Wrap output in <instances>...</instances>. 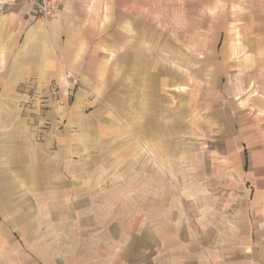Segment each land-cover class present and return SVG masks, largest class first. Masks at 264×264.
<instances>
[{"label": "crops", "instance_id": "0c3cea01", "mask_svg": "<svg viewBox=\"0 0 264 264\" xmlns=\"http://www.w3.org/2000/svg\"><path fill=\"white\" fill-rule=\"evenodd\" d=\"M150 4L0 0V264H94L95 228L264 264V0Z\"/></svg>", "mask_w": 264, "mask_h": 264}, {"label": "rangeland", "instance_id": "374dc122", "mask_svg": "<svg viewBox=\"0 0 264 264\" xmlns=\"http://www.w3.org/2000/svg\"><path fill=\"white\" fill-rule=\"evenodd\" d=\"M151 0H142V17L144 15L148 16L149 13H154L155 10V4H150ZM101 6V4H100ZM158 12H165V13H170V11H167V5L166 3H159L156 5ZM167 11V12H166ZM164 13V14H165ZM57 16V14L55 15ZM149 17V16H148ZM163 17V16H162ZM162 23H165L166 26V19L159 17L158 18V24L160 27H162ZM169 24V22H168ZM245 85H243L244 87ZM261 85H255L253 86V91L254 92H260ZM101 228L96 229L95 228V240H98L99 237H104L107 234L110 235L109 240H106L104 243L99 242V243H94V254H95V259L94 264H160V261L162 260L163 263L161 264H197V259L198 257V244L197 243H171L165 245L164 243L162 244H141V245H136V247L139 248L141 247L140 250H133L129 249L132 245L130 244H118L114 243V237L117 234H119L123 229H115V228H110V229H104L103 232L101 233ZM120 230V232H119ZM135 230V229H134ZM147 230V229H146ZM176 235V228L172 229ZM141 231V233H140ZM185 231V235H187V238L192 239V236L197 237L195 234L196 229L195 228H190L189 230L187 228L183 229ZM107 232V233H106ZM127 232V231H126ZM207 232V230H206ZM136 234L142 235V237L145 236V229H138ZM129 234V233H128ZM130 236L134 235V233L129 234ZM102 240V238H100ZM167 246V248H166ZM122 249L126 250L129 253V256L135 257L132 258L131 260L129 259H119L117 258L116 254ZM153 249V253L151 254V250ZM168 250V253L167 251ZM168 255V257H167ZM171 257V259H170ZM172 260V262H171ZM188 262V263H187Z\"/></svg>", "mask_w": 264, "mask_h": 264}, {"label": "built area", "instance_id": "2783aa9c", "mask_svg": "<svg viewBox=\"0 0 264 264\" xmlns=\"http://www.w3.org/2000/svg\"><path fill=\"white\" fill-rule=\"evenodd\" d=\"M14 2H28L36 9V13L44 22L55 17L58 12L60 0H12Z\"/></svg>", "mask_w": 264, "mask_h": 264}]
</instances>
